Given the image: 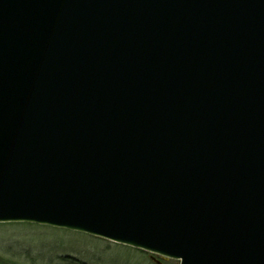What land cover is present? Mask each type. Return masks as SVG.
Returning <instances> with one entry per match:
<instances>
[{"label": "water", "instance_id": "water-1", "mask_svg": "<svg viewBox=\"0 0 264 264\" xmlns=\"http://www.w3.org/2000/svg\"><path fill=\"white\" fill-rule=\"evenodd\" d=\"M6 223L264 264V0H0Z\"/></svg>", "mask_w": 264, "mask_h": 264}, {"label": "rangeland", "instance_id": "rangeland-1", "mask_svg": "<svg viewBox=\"0 0 264 264\" xmlns=\"http://www.w3.org/2000/svg\"><path fill=\"white\" fill-rule=\"evenodd\" d=\"M21 256L41 257L51 264H179L77 232L34 224H0V264H27L17 260Z\"/></svg>", "mask_w": 264, "mask_h": 264}, {"label": "trees", "instance_id": "trees-1", "mask_svg": "<svg viewBox=\"0 0 264 264\" xmlns=\"http://www.w3.org/2000/svg\"><path fill=\"white\" fill-rule=\"evenodd\" d=\"M17 260H23L25 261L27 264H51L50 261L46 260V259H43V258H36V259H33V258H29V257H19ZM72 264H75V263H72Z\"/></svg>", "mask_w": 264, "mask_h": 264}]
</instances>
